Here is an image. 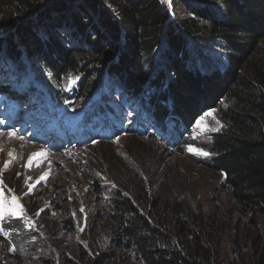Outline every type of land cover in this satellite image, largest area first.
<instances>
[{"label": "trees", "instance_id": "obj_1", "mask_svg": "<svg viewBox=\"0 0 264 264\" xmlns=\"http://www.w3.org/2000/svg\"><path fill=\"white\" fill-rule=\"evenodd\" d=\"M263 40L264 0H0V56L15 65L14 76L26 74L30 87L34 78L47 87L54 81V98L99 120L111 103L102 99L106 90L122 86V100L135 102L138 117H150L134 130L110 123L113 137L141 130L176 144L178 134L184 145L201 116L218 113L223 127L211 134L205 164L222 174L247 220L207 214L189 187L184 197L165 196L163 172L152 170L147 184L127 167L119 178L130 193L108 194L112 235L141 264H264ZM214 50L227 62L207 72ZM73 76L66 89L62 83ZM105 256L108 264H125L115 250Z\"/></svg>", "mask_w": 264, "mask_h": 264}, {"label": "rangeland", "instance_id": "obj_2", "mask_svg": "<svg viewBox=\"0 0 264 264\" xmlns=\"http://www.w3.org/2000/svg\"><path fill=\"white\" fill-rule=\"evenodd\" d=\"M63 37L69 45L72 44L73 39L68 34ZM220 59L227 62V55L217 50L207 54V72L224 69L223 60ZM0 61V114L4 112L2 118L5 125L11 126L18 122L14 112L11 115L5 112L10 109L6 104L22 110L24 107L28 122L26 131L32 135L29 138L26 134L20 136L1 132L14 137L0 139V192L7 200H11L12 196L17 197L23 212L21 216L6 217L0 222V264H108L105 256L108 250L119 253L125 264H141L131 250L125 253L123 244L112 235L114 226L110 219L112 212L108 194L113 188L130 193L126 181L119 178L127 174V167L130 171L134 169L147 184L151 178L149 173L160 170L165 177L160 182V192L165 196L184 197V189L189 187L192 201L201 203L207 214L213 217L222 213L227 219L242 216L235 210V204L223 185L222 174L210 168L209 163L205 164V159L211 155L205 157L188 150L192 147L209 153L213 131L201 134L195 124L189 141L176 147L147 136L141 130L125 132L112 139L95 136L91 143L74 131L67 139L64 136L67 134L64 130L65 115L57 111L56 116H52L51 111L55 107L52 100L50 110L37 99L38 96L33 99L32 95H28L22 101L10 100V97L18 99L21 96L15 95V88L28 86L23 80L20 81L27 75H20L19 79L12 74L15 65L3 64L2 56ZM196 64L197 68H204L202 61ZM32 65L27 63L24 69L33 73ZM34 68L40 69L38 63H34ZM69 78L62 83L66 89L75 84ZM50 82L57 87L54 81ZM102 82L101 79L98 86ZM107 83L116 84L113 79ZM96 91L101 93L100 88ZM124 96L125 91L120 86V89L108 88L102 99L120 103L124 102ZM129 103L132 106L124 102L123 109L129 110H125L127 129L134 130L136 120L131 117L136 116V104L133 101ZM213 115L220 121L216 111ZM68 121L74 129V124ZM30 122L35 123L31 128ZM206 122L211 128L218 126L210 117ZM107 123L106 120L104 126ZM47 125L59 129V133L52 136L54 140L59 138L64 143L57 151H47L50 150L48 146L35 138ZM20 139L22 143L18 142ZM39 152L45 155L33 158V154ZM42 176L46 179L41 180ZM232 210L235 211L234 215L231 214ZM242 217L244 221L247 220L245 216ZM6 222L20 225L16 230L6 229ZM5 232L10 237L5 236ZM15 232L17 236H14Z\"/></svg>", "mask_w": 264, "mask_h": 264}, {"label": "snow or ice", "instance_id": "obj_3", "mask_svg": "<svg viewBox=\"0 0 264 264\" xmlns=\"http://www.w3.org/2000/svg\"><path fill=\"white\" fill-rule=\"evenodd\" d=\"M69 79L71 83H75V78L70 77ZM214 111L215 110H212V112H209V113H205L203 116L200 117L199 120L196 121V127L201 134L207 133L209 131H219V129L223 127L220 121L215 119V116L213 115ZM209 117L215 120V123L219 127L217 128L209 127V125L206 122L207 118ZM188 150L190 152H194L197 155H202L205 157L211 155L210 153L204 151L203 149H195V148L189 147ZM9 155H11V153H9ZM43 155H45L44 152L35 153L33 154V158L43 156ZM29 166H31V160L29 161ZM40 179L43 180V179H46V177L42 176ZM81 211H83V209H81ZM22 212H23V209H22V206L19 204L17 197L12 196L11 200H7L3 196V193L0 192V222H2L6 217L21 216ZM0 231H2V229H0ZM4 235L10 237V234L7 232H5ZM13 250H14V246H13Z\"/></svg>", "mask_w": 264, "mask_h": 264}, {"label": "bare ground", "instance_id": "obj_4", "mask_svg": "<svg viewBox=\"0 0 264 264\" xmlns=\"http://www.w3.org/2000/svg\"><path fill=\"white\" fill-rule=\"evenodd\" d=\"M90 80H91V79H90ZM3 134H4V133H2V134L0 133V139H6V138L14 137V135H11L10 133H9V134H8V133H7V134L5 133L4 135H3ZM24 140H25V139H24ZM18 142H21V143H22V140L20 139V141H18ZM37 148H38V147H37ZM38 150H40V149L38 148Z\"/></svg>", "mask_w": 264, "mask_h": 264}]
</instances>
